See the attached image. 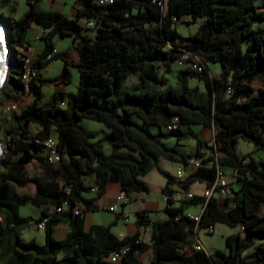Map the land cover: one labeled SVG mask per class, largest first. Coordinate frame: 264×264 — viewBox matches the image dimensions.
Wrapping results in <instances>:
<instances>
[{
  "label": "trees",
  "instance_id": "1",
  "mask_svg": "<svg viewBox=\"0 0 264 264\" xmlns=\"http://www.w3.org/2000/svg\"><path fill=\"white\" fill-rule=\"evenodd\" d=\"M76 2L75 14L68 17L41 11L35 1L27 0V12L5 27L11 47L9 80L0 88L5 99L25 94L24 60L16 45L22 46L33 24L45 34L41 37L44 47L32 62L38 72L29 82L27 94L33 95L32 102L4 129L0 122V138L10 140L0 159V264H140L137 256L147 249L151 251L147 264H264V247L254 244L264 240V0ZM197 19L201 23L193 34L181 37L176 32L175 23ZM83 20L92 21L93 26L85 27ZM56 37L72 39L75 63H69L67 53L54 52ZM57 58L64 61L62 73L42 78L40 71ZM207 60L219 62L217 76L206 72ZM176 62L183 66L175 71L172 86L163 74L171 72ZM194 62L201 71L191 67ZM70 64L78 71L77 91H56L42 102L43 84L70 82ZM133 76L135 81L129 82ZM191 79L197 82L193 86L188 84ZM257 79L261 86L254 89ZM84 118L107 129L102 140L89 141L94 134L79 126ZM173 118L176 127L167 130ZM31 124L40 127L32 138L27 135ZM191 124L215 130L213 156L203 158L204 142ZM150 126L157 130L152 132ZM52 130L61 154L56 165L45 161L41 144ZM168 138L175 144L192 139L194 153L183 155L174 146H166L163 141ZM239 139L261 151L262 159L240 156L235 149ZM104 143L110 147L108 153L103 152ZM191 157L199 158L200 164L182 180L158 166L161 158L186 165ZM34 160L39 161L42 175L30 177L27 167ZM220 167L232 169L235 182L240 183L230 208L221 209L215 197L194 195L181 203L170 198L169 184L184 191L194 182L207 188ZM153 169L165 179L164 220L151 221L138 212L137 229L122 237L111 231L112 224L84 230V214L98 210L93 201L104 193L107 183L117 182L128 198L131 193L147 192L142 177ZM88 176L93 178L92 185L86 182ZM29 183L35 186L33 194L17 190ZM92 187L95 197L84 198L83 193ZM28 203L40 209L38 223L45 219L42 245L22 237L32 217L21 216L19 208ZM194 203L203 205L197 222L183 213L186 204ZM217 223L238 228L225 236L226 251L187 252L194 228L198 232ZM60 225H67L63 239L55 236ZM139 226L148 228L149 243L140 239ZM123 248L127 251L116 263L108 261ZM249 248L252 251L244 254Z\"/></svg>",
  "mask_w": 264,
  "mask_h": 264
},
{
  "label": "rangeland",
  "instance_id": "2",
  "mask_svg": "<svg viewBox=\"0 0 264 264\" xmlns=\"http://www.w3.org/2000/svg\"><path fill=\"white\" fill-rule=\"evenodd\" d=\"M36 2L37 8L41 11H52V10H60L63 14L67 15L68 17H71L72 14V8L77 9L78 3L76 0H33ZM259 0H256L258 2ZM56 7L58 9H56ZM29 6L27 4V0H0V23L4 25V27H7L8 22L18 20L20 19L28 10ZM201 23L200 19H197L195 22H191L189 24L183 23L182 21L175 23L174 28L176 32L181 36V37H187L195 32L197 29L198 25ZM6 32V30H5ZM45 33V31L43 32ZM90 33H93L90 31ZM38 37L35 36V39H31L29 42L25 41L22 46L20 47L19 45H16V49L20 52L21 55H26L27 57L31 58L32 60L35 57V53H38ZM54 47L56 48V51L58 53H65L67 52V56L69 58L75 57V49H74V44L71 38L66 37V38H60L56 37L53 40ZM27 46V48H25ZM39 46H44L43 41H39ZM30 47V48H29ZM73 62V61H72ZM183 65L179 63H175L172 65V70L171 72H166L164 73V77L167 79L168 83L172 86L175 85V71ZM205 66H206V72L210 76H217L220 71L221 67L219 62H214L207 60L205 61ZM64 67V61L61 58L53 59L47 67H45L42 70V78L44 79H52L57 76H59ZM71 79L70 82L67 84H51V83H45L41 87V93H42V102H46L49 99V96L52 95L54 92L59 91L63 92L65 94H71L75 93L77 91V86L79 82V76H78V71L75 66L72 64L68 65ZM135 77H131L129 79V82H134ZM197 82L195 80H189L188 84L189 86H193ZM199 87L202 88V85L199 84ZM261 86L260 79H257L256 81L253 82V87L256 89L257 87ZM33 100V95L30 94H24L20 96L18 99H5L4 94L0 91V122L3 123L2 129H4L7 125V121L17 115L20 110L29 105ZM14 103L17 105L18 109L15 111H6V105ZM79 126L84 130L85 133H92L94 134V138L89 139V141H97V140H102L105 135L107 134V129L100 123L94 120H89V119H82L81 122L79 123ZM198 125L191 124L190 128L192 130H197L198 131ZM152 132L157 130V127L155 126H150L148 127ZM40 129L39 126L37 125H29L28 130H27V135L32 138L33 135ZM205 136L204 138L206 139L203 147V158H206L207 156L214 155L213 150H214V143H213V138H214V132L213 128L207 130H204ZM3 135V133H2ZM51 136L53 138H56L55 131H51ZM2 139L0 141V159L6 155L7 147L10 144V140L8 139ZM184 147H180L181 150H184L186 152H189L190 148H194V141L192 139H185L183 140ZM110 147L107 144H103V152L108 153ZM236 152L240 156H244L246 159L247 157H252L255 160H261L263 157V154L261 151L254 149L252 144L245 142L243 140H238L236 145H235ZM190 154H193L191 152ZM40 158L43 157V152L39 151L37 154ZM160 166L161 168H164L165 170H168L171 173L175 172L176 164L172 160L160 159ZM178 169L181 171V178H177L178 180L184 179V177L194 169L193 166L186 165V167L180 166ZM219 172L221 175L229 182V185L231 187L232 193L229 195H224V194H218L215 197L219 200L220 205L226 201L232 200L233 192L239 189L240 183L235 182L232 178L236 175V173L227 167H220ZM27 175L28 176H39L42 175V168L39 164L38 160H34L32 163H30L27 167ZM176 177V175H175ZM162 179V176L158 174L155 170H151L147 173L146 180L150 184V191H149V197L151 199H155V197L159 194L156 191V188L159 184V180ZM91 181V176H88L86 179V182ZM176 188H178L176 186ZM17 190L21 193H28V194H33L35 192V186L31 183H29L26 187L24 188H17ZM192 193V192H190ZM119 209V206H118ZM191 211H195V207L190 208ZM261 213H264V206L261 208ZM19 214L21 216H31L32 221L30 222V225L26 228H24L21 232L22 237L29 241V240H35L37 244H44L45 242V231L44 229H39L38 228V219L40 216V209L33 207L31 204H26L24 206H21L19 208ZM152 215L151 213H149ZM111 213L106 212V211H96L92 213H88L84 216V229H88V226L90 223H95V224H104L105 221L111 217ZM55 217H58V215H54ZM135 215L133 213H130L128 215V222L124 223L122 221L118 222V226L112 227L114 232H117V230H123L125 231L126 235L132 234V230L135 226ZM58 227H66L67 225H60ZM142 234L140 235V239L145 242L149 243V230L148 228H142ZM229 231H238V228H230L224 224H215L213 232H208L207 229H199L198 230V240L201 243L203 250L205 253H211L213 250H222L226 251V246L224 243V238L227 232ZM55 236L56 238L60 239V230L57 228L55 230ZM194 239L190 240V243H193ZM148 252V251H147ZM146 252V253H147ZM149 255V254H148ZM149 257V256H148ZM140 264H147V259L145 252L140 254Z\"/></svg>",
  "mask_w": 264,
  "mask_h": 264
},
{
  "label": "crops",
  "instance_id": "3",
  "mask_svg": "<svg viewBox=\"0 0 264 264\" xmlns=\"http://www.w3.org/2000/svg\"><path fill=\"white\" fill-rule=\"evenodd\" d=\"M56 9H58V8L56 7ZM52 11L60 12V10H52ZM75 11H76V9H74V7H73L72 8L71 17H73V15L75 14ZM43 32H44V30H43L42 27H40V26H38L36 24H33L31 26L30 31L27 33L26 38H25V41L29 42L31 39H35V36L38 37V42L36 43L37 46H38V53H35V57L41 52V50L44 47V46L43 47L39 46V41H42L41 37L45 34ZM54 52L58 53L56 51L55 47H54ZM65 53H67V52H65ZM67 59H68L69 63H75L76 60H77L76 52H75L74 59L73 58H69L68 56H67ZM41 73H42V70L40 71V74ZM41 77H42V75H41ZM50 96H49V98H50ZM205 129L209 130L211 128L198 127V131L197 130H192V129L191 130L194 131L195 133H197L198 138L205 143V141H206V139L204 138V136H205L204 130ZM213 132L215 133L214 129H213ZM163 143L166 146H169V147L170 146H174L183 155L190 154L191 152L194 153V150H195V144H194V148L193 149L189 147V149H190L189 152H186L185 149L181 150L180 147H184L183 140L178 141L177 144H175L174 139L168 138V139H165L163 141ZM204 143L202 144L200 152L203 151ZM213 143H214V138H213ZM109 151H110V149H109ZM159 162H160V160H159ZM159 162H158V166L161 168ZM175 164H176V168H175V172L174 173H171L168 170H165L164 168H161V169H163L164 171H167L169 174H171L172 176L175 177L176 171H177V169L180 166L186 167V165L181 164L179 162H175ZM146 176H147V174L142 177V180L147 184V189H148L147 192L131 193V194H129L128 198L126 197V199H127L126 202H122V201L117 199V195L120 192V186H119V184L117 182H109V183L106 184L104 193L99 198H97V199H95L93 201V203L98 208V210H96V211H106V212H109V213L112 214L111 217L108 218L105 221V223L101 224V225H110V224H112V227L116 228L118 226V222L119 221H122L124 223L128 222V215L130 213H133L135 215V220H136V213H138V212H144L151 221H162V220H164L166 218V216H165V214L163 212V209H164V206H165V202L163 201V194H162V188L165 185V179L162 177V179L159 180V184H158V186L156 188V191L159 194L155 197V199H151L149 197L150 184L146 180ZM88 184L89 185L93 184L92 176H91V181L88 182ZM168 187L171 188V189H175L176 185L175 184H169ZM204 189H205L204 184L203 183H199V182H194V183L188 185V187H187V191L192 192L194 195H198V196H200L202 194ZM83 196L86 199H91V198L95 197V194L92 191H88V192L83 193ZM216 201H217V204L220 206V208L223 209V210H226V209H228V208H230L232 206L231 201H229V200H226L222 204V206L220 205L219 200L217 198H216ZM174 205H178V203H174ZM110 206H115L116 207V211L115 212L109 211L108 208ZM118 206H119V209H118ZM191 207L192 208L195 207L196 210L195 211H191L190 210ZM96 211H93V212H96ZM200 211H201V203H194V204H189V205L186 204V206L184 207L183 213L184 214L198 215L200 213ZM88 213H92V212H86L84 214V216L86 214H88ZM149 213H151L152 215H150ZM134 223H135V221H134ZM91 225H95V223H93V222L90 223L88 228ZM214 226L212 228V232H213ZM112 227H111V231L116 236L122 237V236L126 235L125 231H123L121 229L117 230V232H114L112 230L113 229ZM57 228H59V230H60L59 238L60 239L65 238L66 234H67V228L66 227H61V228L57 227ZM142 228H144V227H141V226L138 227L140 235L142 234V231H143ZM136 229H137V225L135 223V226H134V228L132 230V233H134ZM235 232L236 231H229V232L226 233V235H229V234H232V233H235ZM197 234H198V232H197ZM254 244L264 247V240L263 241L257 240V241H255ZM191 245H192V243L189 244V247L187 248V252H191L192 251ZM251 251H252V248H249V249H247L245 251L244 254L250 253ZM144 252H145L147 263H148L150 261V259H151V251H150V249H147ZM144 252H142V253H144ZM142 253H139L138 256H137L139 260H140V254H142ZM252 264H260V263L259 262H255V263H252Z\"/></svg>",
  "mask_w": 264,
  "mask_h": 264
},
{
  "label": "built area",
  "instance_id": "4",
  "mask_svg": "<svg viewBox=\"0 0 264 264\" xmlns=\"http://www.w3.org/2000/svg\"><path fill=\"white\" fill-rule=\"evenodd\" d=\"M110 1L111 0H97V3L98 4H105V3L110 2ZM83 24L85 27H92L93 26L92 21L83 20ZM22 58L24 60L22 81L24 83L25 94H27L29 92V82L31 80L37 78L38 72L34 68H32L33 60L31 58L27 57L26 55H22ZM191 67L196 69L197 71H201V66L197 62L192 63ZM228 92H229V89L227 90V93ZM17 109H18V107L14 103L6 105V108H5V110L9 111V112L15 111ZM176 120H177L176 118H173L172 121L166 125V129L171 130V129L175 128L176 127ZM41 144H42L43 149H44L45 161L51 165L58 164L61 161V154L59 153V151L57 149V144H58L57 139L50 136V137L46 138L44 141H42ZM199 164H200V159L196 158V157H191V158L186 160V165L193 166L194 168L197 167ZM175 175H176V178H181L180 169H177ZM232 179L235 181L236 177L234 176ZM90 191L95 192V187H92L90 189ZM231 193H232V190H231V187L229 185V182L221 175V173L219 171H217L214 183L210 187L205 188L200 196H202L204 199H208L209 197H215L218 194L229 195ZM193 196H194V194L190 193L189 191H184L180 188H175L172 190L170 198L172 200H174L175 202L181 203L184 201H188ZM167 198H168L167 195H163V201L165 203H166ZM117 199L122 201V202H126V200H127L124 192H122V191H120L118 193ZM202 206L203 205L201 204V210H202ZM108 210L115 212L116 207L110 206L108 208ZM56 211L60 212L61 208H57ZM78 211L79 210L76 209L75 213L77 214ZM199 214L198 215L185 214V215L189 219H192L193 221L197 222L199 219ZM44 226H45V219L38 223L39 229H44ZM207 231L209 233L212 232V228L211 227L207 228ZM193 239H194V241L191 245V249L192 250H203L201 243L198 241L197 232H196L195 228H194ZM126 251H127V248H123L122 250H120L118 252H113L109 256L108 261H110L111 263H116L121 258V256L125 254Z\"/></svg>",
  "mask_w": 264,
  "mask_h": 264
},
{
  "label": "water",
  "instance_id": "5",
  "mask_svg": "<svg viewBox=\"0 0 264 264\" xmlns=\"http://www.w3.org/2000/svg\"><path fill=\"white\" fill-rule=\"evenodd\" d=\"M11 66V47L6 38L5 27L0 23V88L9 80Z\"/></svg>",
  "mask_w": 264,
  "mask_h": 264
}]
</instances>
